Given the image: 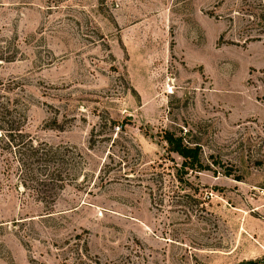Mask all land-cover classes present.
Instances as JSON below:
<instances>
[{
  "label": "rangeland",
  "instance_id": "obj_1",
  "mask_svg": "<svg viewBox=\"0 0 264 264\" xmlns=\"http://www.w3.org/2000/svg\"><path fill=\"white\" fill-rule=\"evenodd\" d=\"M0 97L60 172L0 156V264L264 259V0H0Z\"/></svg>",
  "mask_w": 264,
  "mask_h": 264
},
{
  "label": "trees",
  "instance_id": "obj_2",
  "mask_svg": "<svg viewBox=\"0 0 264 264\" xmlns=\"http://www.w3.org/2000/svg\"><path fill=\"white\" fill-rule=\"evenodd\" d=\"M19 121L21 119L15 107L8 101H1L0 97V156L13 155V159L17 163V175L21 178L22 183L24 185L27 182L31 185L35 184L31 190L34 195L39 196L42 193L41 187L49 183L54 174L60 173L57 168L53 169L59 163V152L46 146L34 145L31 139L23 133ZM104 126L105 124L102 123L100 128L103 129ZM111 128H119L120 131H123L124 126L118 127L116 123L112 122ZM160 138L165 143L167 152L181 159L179 170L198 172L209 170L202 161L201 148L195 142L171 131H163ZM46 169L51 170L50 177L45 175L46 177L42 178L44 176L42 173L46 172ZM230 175L231 173H226V176ZM247 264H264V259L262 262Z\"/></svg>",
  "mask_w": 264,
  "mask_h": 264
}]
</instances>
